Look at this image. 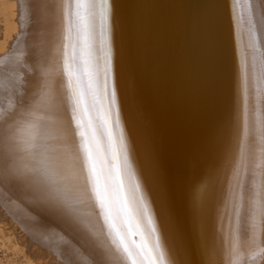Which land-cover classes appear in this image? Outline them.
<instances>
[{
    "label": "bare ground",
    "instance_id": "1",
    "mask_svg": "<svg viewBox=\"0 0 264 264\" xmlns=\"http://www.w3.org/2000/svg\"><path fill=\"white\" fill-rule=\"evenodd\" d=\"M253 2L239 0V8L250 18L252 29H259L251 12L262 0ZM70 3L0 0V57L19 50L23 55L15 63L22 69L17 94L11 92L6 98L0 94V153L10 158V165L38 167L35 145L40 142L46 147L42 159L49 171L51 127L62 125L75 145L80 143V132H85L94 155L91 163L101 185L107 181L111 216L123 224L126 218L115 180L112 144L99 131L111 110L110 96L102 87L99 37L93 42L92 60L98 75L89 88V78L81 75L78 65L73 66L71 79L65 69L66 55L71 56L65 36L75 19ZM209 3L110 0L109 91L116 94L112 129L117 148L123 139L119 163L123 168L126 156L152 217L159 248L152 247L153 237L147 233L130 238L136 247L148 249L145 261L155 264H264V114L260 106L264 93L260 88L244 89L236 67L235 74L222 71L221 22L210 25L213 33L208 39ZM216 11H211L213 17ZM1 65L0 86L10 87ZM208 69L212 70L209 75ZM74 91L82 94L79 107ZM41 125H46L43 140L38 136ZM73 170L76 185L81 182L79 166L73 165ZM94 183L95 176L90 188ZM83 196L97 203L94 197ZM26 216H36L31 199L7 183L0 184V228L8 229L29 264H79L78 256L91 261L75 242H65L70 237L60 228L59 236L50 232L38 240L40 232L26 224ZM41 219L45 227L52 224ZM94 247L103 252L107 264L114 262L112 250L100 243ZM120 252L123 264H132L135 258Z\"/></svg>",
    "mask_w": 264,
    "mask_h": 264
},
{
    "label": "snow or ice",
    "instance_id": "2",
    "mask_svg": "<svg viewBox=\"0 0 264 264\" xmlns=\"http://www.w3.org/2000/svg\"><path fill=\"white\" fill-rule=\"evenodd\" d=\"M69 7L74 8L72 15L75 17V27L77 31V43L73 45L71 56L66 55L65 69L69 78L75 74L74 65H78L81 75L89 78L88 87L93 86V80L96 75L95 65H93V42L99 37V48L102 53L103 67L100 69L103 73V91L106 96H110L111 110L104 116L99 127L101 134L108 137L112 144L113 159L116 163L113 165L117 190L120 193L121 210L126 218L123 224L115 225V239L118 250L127 255L128 258H135L132 264H155L154 261H145L148 255V249L136 247L134 237L138 234L147 233L153 237V248H159V242L155 239V229L153 220L149 214L139 186L134 182V178L127 165L125 156L123 168L119 163L120 152L123 151V139L119 140V148L113 134L112 125L115 117L116 94L110 92V79L112 73V50L109 46L111 7L110 0H71ZM67 19V13L65 14ZM67 47V46H66ZM76 100V106L79 107L82 101V94L73 92ZM118 127V120H115ZM71 122L69 121V127ZM46 125H41L38 129V136L41 140L45 138ZM90 127V126H89ZM80 143L73 144L66 150L72 157V163L79 166L77 179L81 181L74 185L73 191L89 198H95L101 207L107 206L106 191L107 181L101 185L100 176L97 174L95 165L91 163L94 160L93 151L88 147L85 132H80ZM46 147L37 142L35 153L38 159V167L27 168L19 165H10V158L0 153V184H9L14 187L22 196L31 199L33 210L38 218H45L61 229L72 242L79 245L80 248L88 252L91 257V264H107L103 252L97 251L94 247V241L87 231L83 228L80 217L76 210V201L60 186L59 181L55 180L48 169L44 166L43 156ZM124 176L122 179L121 176ZM95 176L94 186L90 188ZM127 181V186L125 184ZM115 217L111 216L109 211L105 217L106 222ZM264 252V249H261ZM255 257L253 258L255 262ZM82 264H88L87 259Z\"/></svg>",
    "mask_w": 264,
    "mask_h": 264
},
{
    "label": "rangeland",
    "instance_id": "3",
    "mask_svg": "<svg viewBox=\"0 0 264 264\" xmlns=\"http://www.w3.org/2000/svg\"><path fill=\"white\" fill-rule=\"evenodd\" d=\"M209 1L210 3L208 5V19L210 20V22H208V39H210L213 33L210 25L215 21L221 22L222 29H219V37L222 40L221 65L224 67V70L222 71L224 73L233 72L235 74L236 67V72L239 74L238 80L243 81L245 85L243 87L244 89L254 90L260 88L264 93V23H261V20L264 19V0H262V5H258L257 8H255L254 6V10L251 12L253 14V19L260 23L259 29H252L250 18L246 16V14H244L239 8V0ZM212 1H215L216 3H213ZM253 1L255 0H252V2ZM253 3L255 4V2ZM213 9L217 10L216 13H214V17L211 13ZM72 24V31L68 32L65 36V39H68V46H65V49L70 54H72L74 50L73 45L77 43L75 19L74 23ZM16 46L17 44L12 45L10 48H8L7 53L8 50L11 51V49ZM209 48L212 49L210 42ZM19 51H11V53L9 54H4L13 58L7 57V59L4 60L6 56L3 55L4 57H0L4 60L3 62L0 61V63H2L1 69L7 73L4 74V76L9 78L8 80L11 87L0 86V94L3 96V98H6V96L11 92L12 94H17L21 79L20 76L22 75V69L21 67L17 66V64H19V62H21L23 59V55H21V52ZM8 58L11 63L9 62ZM7 60L10 65L7 64ZM229 67L233 68L230 69ZM211 71L210 69H208V75L212 73ZM30 78L32 77L30 76L28 79ZM254 84H256V87L254 86ZM229 88L236 89L235 85H231ZM52 106L56 107V104L53 103ZM260 106L263 108L262 112L264 114V100L260 102ZM49 140L51 143L50 159L48 165L49 172L55 180L59 181L60 186L64 188L65 191H67L69 196L73 194L72 198L76 201V210H78L77 214L81 219L83 228L87 231V233L94 241V245H99L100 243L101 245L108 248V250H112V255L114 257V260H112L114 262H112V264H116L117 261L118 264H123L122 260L124 259V257H122L123 255L116 248L117 244L113 242L115 239V225L119 223L116 220L112 221L111 219H109L107 222L105 220V217L110 211L109 207H101L99 202L96 200L95 202L97 203L91 204L88 198H85L81 194L78 196L76 192L73 191L75 185L74 179L76 178L74 174L75 172L73 170L74 164L72 163V157L69 156L66 152L67 148L71 146L73 142L69 137L65 135L62 125H55L51 127ZM261 152L264 154V149H262ZM25 220L26 224H31L30 226L35 228L36 232H40V236L37 233L38 240L43 241L44 239L42 237L45 236L46 233H57V230L60 231L59 227H57V229L56 225H54L53 223L51 225L48 224V227H45L43 224H41L42 222L40 223V220H43L41 218H38L37 214L35 217L31 218H28L26 216ZM34 221H36L37 223H35ZM44 227L47 228L48 231L47 229L46 231H44ZM58 233L57 235L59 236ZM65 242L67 244H72V241L70 240H66ZM0 245V264H29L28 259H26V253L22 251V248L16 243L13 237L9 235V231L6 228H0ZM14 253H16L17 256ZM81 253H83V251H81ZM21 255H23L24 258H22L23 256ZM15 256L16 259L18 258V261L15 259ZM81 258L79 256L77 257V262H79V264L83 262V258ZM21 260L22 262L20 263ZM90 262L91 261H88V264H90ZM109 264L111 263L109 262Z\"/></svg>",
    "mask_w": 264,
    "mask_h": 264
}]
</instances>
